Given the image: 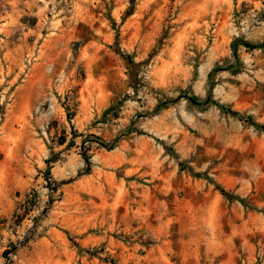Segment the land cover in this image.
I'll list each match as a JSON object with an SVG mask.
<instances>
[{
  "label": "rangeland",
  "instance_id": "1",
  "mask_svg": "<svg viewBox=\"0 0 264 264\" xmlns=\"http://www.w3.org/2000/svg\"><path fill=\"white\" fill-rule=\"evenodd\" d=\"M257 26L264 0H0V264H264V132L220 107L264 125Z\"/></svg>",
  "mask_w": 264,
  "mask_h": 264
},
{
  "label": "crops",
  "instance_id": "2",
  "mask_svg": "<svg viewBox=\"0 0 264 264\" xmlns=\"http://www.w3.org/2000/svg\"><path fill=\"white\" fill-rule=\"evenodd\" d=\"M259 29V30H258ZM257 31H259V33L264 34V26H257ZM140 102H137V106L138 108H140ZM143 105V102H142ZM132 106V105H130ZM134 106V105H133ZM144 106V105H143ZM96 113H89V115L86 116V120L87 122H89L90 120H92L93 116ZM86 124V123H85ZM149 132H152L149 130ZM105 164H102L101 166H104ZM108 166V165H107ZM98 176V174H96ZM102 176V178L97 179L98 184L103 188L101 189L103 193H106V196H110L112 197L113 201L110 204H113L115 202H117V198L119 197V194H123L125 192V180L124 179H117L114 177L113 172L108 171V170H104L103 174L100 175ZM178 180L176 181L178 184V187L175 188L174 187V192L176 194H180L179 190L182 189L183 193H184V197L187 195V193L191 194L196 193L197 192V187L201 186V180H197L196 178H193L191 176H187V175H181L178 176ZM98 178V177H97ZM224 190H226L228 192V190L225 187H221ZM219 191V190H218ZM218 194L220 196H224L220 191L217 193L215 192V194L213 195V197L218 198ZM188 199H185V202L182 205H176L175 210L176 214L174 216H171L169 213H164L162 214V218H161V222L162 224L165 225H169V222L171 220H173V217H176L175 219L177 220H183V218L189 217V215L191 214V207L188 205ZM210 209L208 208L207 210V214H209ZM114 213H112L111 215H113ZM169 214V215H167ZM126 213L123 212L121 214L118 215L119 219H124ZM165 216V219H164ZM112 217V216H111ZM154 218H157V216H155ZM111 225H107L106 229L110 228Z\"/></svg>",
  "mask_w": 264,
  "mask_h": 264
},
{
  "label": "trees",
  "instance_id": "3",
  "mask_svg": "<svg viewBox=\"0 0 264 264\" xmlns=\"http://www.w3.org/2000/svg\"><path fill=\"white\" fill-rule=\"evenodd\" d=\"M238 40H235V42L233 43V53L235 54V44H236V42H237ZM241 43L242 44H244L245 46H248V47H251V48H256V47H259L260 45H256V44H250V43H248V42H246V41H241ZM188 99L192 102V103H194V104H197V105H201L203 102H201V101H198L196 98H194V97H188ZM208 100H210V95L207 97V99H206V101H208ZM222 109H226V110H228V111H230V112H232V114H234V115H236L239 119H245V120H247V121H249L253 126H255L257 129H259V130H261V131H263L264 132V125H260V124H258V123H255L253 120H252V118L250 117V116H246V117H244L243 115H241L239 112H237V111H231L230 109H228V108H226V107H223V106H220ZM83 158H84V160L85 161H88V157L85 155V153L83 154ZM218 188V190L223 194V195H226V194H228V192L226 191V190H224L223 188H221V187H217Z\"/></svg>",
  "mask_w": 264,
  "mask_h": 264
}]
</instances>
